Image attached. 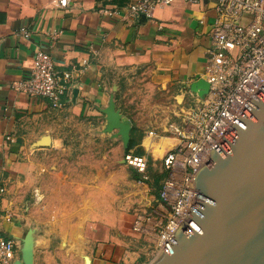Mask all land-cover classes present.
Returning a JSON list of instances; mask_svg holds the SVG:
<instances>
[{"label": "crops", "instance_id": "1", "mask_svg": "<svg viewBox=\"0 0 264 264\" xmlns=\"http://www.w3.org/2000/svg\"><path fill=\"white\" fill-rule=\"evenodd\" d=\"M134 1L69 0L61 8L57 0H0V210L12 209L7 197L21 179L27 183L33 178L51 155L49 148L66 142L61 129L103 127L100 109L107 105L114 86L120 108L119 97L146 76L150 87L169 96L172 114L165 125L171 130H181L197 107L189 102L200 100L190 86L205 79L214 0H175L156 9L150 21L100 12ZM38 50L50 54L57 72L69 75V90L60 109L16 88L29 78ZM44 136L50 137V147L34 149ZM169 146L154 158L162 159ZM145 150L153 156L151 149ZM82 202L89 209L81 220L83 228L77 230L87 235V244L79 252L84 254L83 264L139 263L148 248L135 234L134 221L111 214L98 222L95 200ZM0 224L6 237L20 236L16 222L2 217ZM44 235L58 238L61 234Z\"/></svg>", "mask_w": 264, "mask_h": 264}, {"label": "rangeland", "instance_id": "2", "mask_svg": "<svg viewBox=\"0 0 264 264\" xmlns=\"http://www.w3.org/2000/svg\"><path fill=\"white\" fill-rule=\"evenodd\" d=\"M128 93L118 99L121 113L132 122V144L127 151L119 140L101 134V127H65L60 134L66 142L49 148L51 155L33 173V178L27 183L21 179V185L7 197L8 206L13 210H0V216L16 222L19 231L25 227L36 230L34 264L84 263V254L79 252L87 244V235L77 234V230L83 228L81 220L89 209L82 206V201L88 198L96 202L98 222L111 214L134 221L135 234L141 235L148 248L137 264H150L166 246L159 245V229L154 227V218L150 216L158 204L166 176L162 159L154 158L157 151L154 148L165 149L164 146L175 140L168 148L171 150L179 142L182 131L171 130L165 125L172 114L168 111L169 96L155 86L150 87L146 76ZM202 100L189 102L194 107ZM102 122L104 125L103 119ZM151 137L160 146L155 145ZM146 139H149V147L144 145ZM143 145L152 150L153 156ZM125 153L146 159V171L140 174L145 182L137 179L123 162ZM58 231L61 234L58 238L57 235H44ZM17 242L19 259L20 242Z\"/></svg>", "mask_w": 264, "mask_h": 264}, {"label": "built area", "instance_id": "3", "mask_svg": "<svg viewBox=\"0 0 264 264\" xmlns=\"http://www.w3.org/2000/svg\"><path fill=\"white\" fill-rule=\"evenodd\" d=\"M174 1L136 0L126 7L100 12L123 13L127 18L143 17L150 21L156 9ZM68 4L69 0H57L61 8ZM214 10L204 73L209 83L208 95L184 121L179 142L162 158L166 176L158 204L150 215L154 218V227L159 229L158 240L162 247L168 244L189 212L199 164L264 83V0H214ZM68 81L67 73L55 70L50 54L38 50L29 78L16 88L60 109L69 90ZM123 162L140 174L147 168L142 156L127 153ZM17 251L18 242L6 237L0 226V264H13Z\"/></svg>", "mask_w": 264, "mask_h": 264}, {"label": "water", "instance_id": "4", "mask_svg": "<svg viewBox=\"0 0 264 264\" xmlns=\"http://www.w3.org/2000/svg\"><path fill=\"white\" fill-rule=\"evenodd\" d=\"M116 90L100 109V133L127 151L132 122L117 107ZM190 91L202 100L209 83L199 79ZM47 147L49 136L33 145ZM193 195L185 219L150 264H264V83L199 164ZM35 233L25 227L9 237L20 242L13 264H34Z\"/></svg>", "mask_w": 264, "mask_h": 264}, {"label": "bare ground", "instance_id": "5", "mask_svg": "<svg viewBox=\"0 0 264 264\" xmlns=\"http://www.w3.org/2000/svg\"><path fill=\"white\" fill-rule=\"evenodd\" d=\"M144 145L147 147H149V139H146L145 140V142H144ZM155 150H157V151H155V153H154V157H161L162 155H163V153H164V148H160V149H156V148H154Z\"/></svg>", "mask_w": 264, "mask_h": 264}, {"label": "trees", "instance_id": "6", "mask_svg": "<svg viewBox=\"0 0 264 264\" xmlns=\"http://www.w3.org/2000/svg\"><path fill=\"white\" fill-rule=\"evenodd\" d=\"M131 142L129 143V147H131ZM127 154V153H125ZM136 156H139V155H136ZM132 169V168H131ZM133 170V169H132ZM134 174H135V177L143 182H145V179L141 177L140 173L136 172L135 170H133ZM165 172V171H164Z\"/></svg>", "mask_w": 264, "mask_h": 264}]
</instances>
